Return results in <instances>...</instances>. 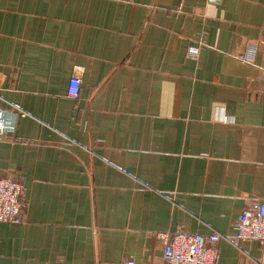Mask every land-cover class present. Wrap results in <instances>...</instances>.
Wrapping results in <instances>:
<instances>
[{
    "label": "crops",
    "instance_id": "1",
    "mask_svg": "<svg viewBox=\"0 0 264 264\" xmlns=\"http://www.w3.org/2000/svg\"><path fill=\"white\" fill-rule=\"evenodd\" d=\"M0 102L23 112L0 176L24 187L0 264H160L176 230L264 264L234 226L264 201V0H0Z\"/></svg>",
    "mask_w": 264,
    "mask_h": 264
},
{
    "label": "built area",
    "instance_id": "2",
    "mask_svg": "<svg viewBox=\"0 0 264 264\" xmlns=\"http://www.w3.org/2000/svg\"><path fill=\"white\" fill-rule=\"evenodd\" d=\"M218 2L219 0H207ZM189 54L197 56L198 47H190ZM243 62H253V51L235 54ZM80 76L74 72L69 80L67 94L79 95ZM23 114L14 105L0 102V140L11 138L15 131L18 116ZM24 187L19 177L0 176V222L22 223L24 221ZM235 238L238 240H257L264 243V201L243 208L234 223ZM162 242V262L160 264H215L218 257L217 242L221 235L217 232L202 234L176 230L158 232ZM116 264H149L123 258Z\"/></svg>",
    "mask_w": 264,
    "mask_h": 264
}]
</instances>
